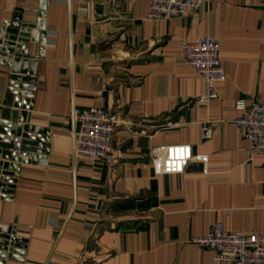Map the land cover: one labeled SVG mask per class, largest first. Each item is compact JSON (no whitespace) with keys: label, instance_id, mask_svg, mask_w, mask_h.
Returning <instances> with one entry per match:
<instances>
[{"label":"crops","instance_id":"obj_1","mask_svg":"<svg viewBox=\"0 0 264 264\" xmlns=\"http://www.w3.org/2000/svg\"><path fill=\"white\" fill-rule=\"evenodd\" d=\"M149 8L150 0H0V35L18 9L33 24L44 12L47 34L27 112L48 131L49 153L46 163H20L13 193L0 195V226L27 241L6 264H213L193 239L214 223L264 236V153L251 155L234 124L237 100L264 103V0H205L172 20L150 19ZM207 36L220 43L226 80L204 105V78L182 45ZM39 48L31 42L29 55ZM10 75L0 63V123L15 110ZM96 106L122 122L113 165L74 155L72 110ZM166 145L208 156L209 174L192 163L156 176L148 153Z\"/></svg>","mask_w":264,"mask_h":264},{"label":"built area","instance_id":"obj_2","mask_svg":"<svg viewBox=\"0 0 264 264\" xmlns=\"http://www.w3.org/2000/svg\"><path fill=\"white\" fill-rule=\"evenodd\" d=\"M204 5L205 0H150L149 18L172 20L187 13L201 11ZM182 49L187 64L204 78L206 84L205 94L196 98V102L206 105L217 99L216 85L226 80V72L220 61L218 39L207 36L186 41ZM235 108L240 115L234 124L249 142L250 154H263L264 103L256 97L250 103L240 99L236 101ZM71 116L77 126L74 134L75 157L115 164L114 139L118 127L122 125L118 115L96 106L74 108ZM204 137H210L209 131L205 132ZM148 158L156 176L184 173L192 163L198 164L202 173L209 174L208 156L193 154L188 145L153 147ZM0 195L8 194L0 192ZM193 242L213 252V264H264V236L240 235L227 230L220 222L214 223L205 236L194 238ZM45 264L67 263L49 259Z\"/></svg>","mask_w":264,"mask_h":264},{"label":"water","instance_id":"obj_3","mask_svg":"<svg viewBox=\"0 0 264 264\" xmlns=\"http://www.w3.org/2000/svg\"><path fill=\"white\" fill-rule=\"evenodd\" d=\"M43 13L37 24H33L23 21V10H16L12 21L4 23L0 35L3 40L0 63L10 69L12 84L9 92L16 95L11 119L0 123V192L4 194L13 193L20 163L36 160L46 163L49 153L48 131L30 125L27 112L32 107L30 98L37 81L34 77L36 65L46 45ZM31 42L39 44L37 56L29 55ZM41 143L45 146L41 147ZM26 243L25 239L16 236L14 227L0 226V264H6V259H19V255L24 254Z\"/></svg>","mask_w":264,"mask_h":264},{"label":"rangeland","instance_id":"obj_4","mask_svg":"<svg viewBox=\"0 0 264 264\" xmlns=\"http://www.w3.org/2000/svg\"><path fill=\"white\" fill-rule=\"evenodd\" d=\"M150 9V8H149Z\"/></svg>","mask_w":264,"mask_h":264}]
</instances>
